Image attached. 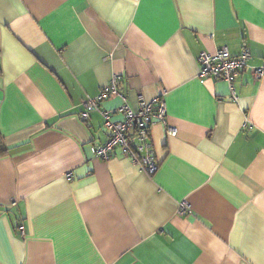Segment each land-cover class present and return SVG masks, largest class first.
<instances>
[{
    "label": "crops",
    "instance_id": "1",
    "mask_svg": "<svg viewBox=\"0 0 264 264\" xmlns=\"http://www.w3.org/2000/svg\"><path fill=\"white\" fill-rule=\"evenodd\" d=\"M244 46L237 100L198 80L202 52ZM260 67L264 0H0V264H264ZM114 76L133 108L165 94L154 174L98 159L104 118H79Z\"/></svg>",
    "mask_w": 264,
    "mask_h": 264
},
{
    "label": "built area",
    "instance_id": "2",
    "mask_svg": "<svg viewBox=\"0 0 264 264\" xmlns=\"http://www.w3.org/2000/svg\"><path fill=\"white\" fill-rule=\"evenodd\" d=\"M252 54L247 46L242 48L240 55L233 56L228 48H221L215 53L202 52L199 56L200 70L198 80L204 84L208 81H224L227 83L232 97L237 100L235 95V82L243 70L249 68V61ZM251 73L255 80L264 77V67L252 68ZM120 76H114L111 82L105 86L100 94L95 98L85 100L83 111L79 114L82 121L89 118L91 111L95 110L102 114L104 118L105 129L109 132L107 141L100 145L96 150V157L103 161L111 160L117 149L121 150L122 156L130 159L148 174H154L159 164L153 158V145L151 142L152 128L156 122L167 127L169 135L174 136L176 130L169 128L167 124V106L164 95L161 94L153 99L147 100L143 96L138 98L136 107H131L127 102L126 95L119 92L117 83ZM118 96L122 99V104L116 110H103L101 104L103 101ZM120 115L121 120H113L114 115ZM70 177V176H69ZM17 204L12 202V206ZM179 216L192 214V209L187 200L179 203ZM20 231L24 236V228Z\"/></svg>",
    "mask_w": 264,
    "mask_h": 264
},
{
    "label": "trees",
    "instance_id": "3",
    "mask_svg": "<svg viewBox=\"0 0 264 264\" xmlns=\"http://www.w3.org/2000/svg\"><path fill=\"white\" fill-rule=\"evenodd\" d=\"M7 152H8V149L5 146L2 134L0 132V158L4 157L7 154Z\"/></svg>",
    "mask_w": 264,
    "mask_h": 264
}]
</instances>
